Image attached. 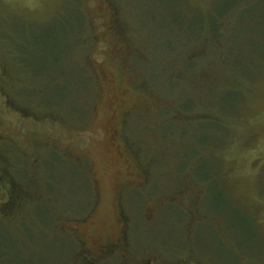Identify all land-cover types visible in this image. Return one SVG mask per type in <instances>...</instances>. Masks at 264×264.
<instances>
[{"label": "rangeland", "instance_id": "rangeland-1", "mask_svg": "<svg viewBox=\"0 0 264 264\" xmlns=\"http://www.w3.org/2000/svg\"><path fill=\"white\" fill-rule=\"evenodd\" d=\"M0 264H264V0H0Z\"/></svg>", "mask_w": 264, "mask_h": 264}, {"label": "flooded vegetation", "instance_id": "flooded-vegetation-1", "mask_svg": "<svg viewBox=\"0 0 264 264\" xmlns=\"http://www.w3.org/2000/svg\"><path fill=\"white\" fill-rule=\"evenodd\" d=\"M117 247V245H112L111 247H105L103 245H99V250L101 251V253H107L106 251L110 248L115 249Z\"/></svg>", "mask_w": 264, "mask_h": 264}]
</instances>
